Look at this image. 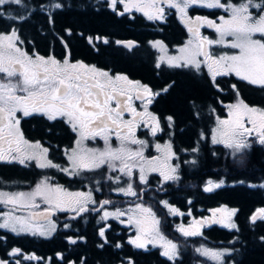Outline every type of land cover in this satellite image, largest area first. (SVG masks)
<instances>
[{
  "label": "snow or ice",
  "instance_id": "snow-or-ice-1",
  "mask_svg": "<svg viewBox=\"0 0 264 264\" xmlns=\"http://www.w3.org/2000/svg\"><path fill=\"white\" fill-rule=\"evenodd\" d=\"M7 4H14L19 8L23 5V0H0V9ZM121 4L123 11H118V15H124L135 9L143 12L149 20L165 18V8L162 5L177 10L181 21L188 26V31L194 40L187 41L179 49L181 55L167 57L170 66H194L199 70L201 65H205L216 87H219L216 83L217 76L234 74L250 85L264 88V0L259 2L239 0L238 3H234L233 0H110L108 7L116 11L117 6ZM191 6L223 9L226 15H221L218 18L219 22L201 16L190 18L188 9ZM52 7L59 9L62 4L56 3ZM253 10H257L255 14ZM5 17L13 23L8 26L7 31L0 32V161L9 163L18 161L23 165L27 160H35L39 168H58L70 176L107 165L111 171L117 170L118 167L121 173L129 177L132 176L133 169L138 168L141 183H147L146 168L148 171L158 172L161 183L179 179L177 172L180 165L170 163L176 156L170 142H165L163 146L156 145L157 151L163 155V161L160 163V157L147 159L144 156V148L148 145L146 141L135 137V130L141 125L149 128L152 136L162 131L160 118L148 110L149 105L161 94L160 92H153L148 85L138 80L132 81L127 75H112L109 71L99 70L96 66H88L80 61L73 63L68 57L60 61L54 56L44 57L38 54L30 56L17 46L20 36L15 23L25 21L27 17L20 12L13 15L6 10H0V20ZM201 25L213 28L217 38L201 36L199 32ZM226 37L231 39L226 40ZM107 42V40L104 41V43ZM116 43H126V46L131 48L134 42L116 41ZM212 45H223L237 51L231 55L225 53L217 56L210 50ZM154 46L164 51L161 42L156 41ZM164 59L165 57H160L161 61ZM157 67H160L159 63ZM232 87L236 89L235 85ZM162 91L167 92L168 88ZM236 95V102L226 105L228 118L217 117V126L212 129V143L224 144L225 147L233 150L234 156L242 155L243 150L251 146L250 137L255 136L256 142L264 145V108L250 106L240 98L238 90ZM133 99L142 101V111H138L133 105ZM18 113H22L24 117L38 114L49 121L63 119L70 126L72 132L77 135V139L76 147L66 150L69 167H61L49 160L48 149L41 148L39 141L30 143L25 139L20 129ZM125 113H129L132 118L125 120ZM167 120L171 128L173 117L168 116ZM113 133L120 142L119 147L116 148L109 143V137ZM97 137L104 140V149L82 147L85 139ZM129 145L138 147L133 150ZM192 151L196 152L198 149L193 148ZM107 179L112 180V177L109 176ZM120 179L121 177L117 176L115 181L119 182ZM222 184L223 181L216 183L209 180L204 190L211 192ZM261 186L264 187V185ZM115 191L127 196H137L131 182L126 188L117 187ZM37 197L47 205L42 211H35L41 206L36 202ZM90 203H96L91 191L70 192L61 185H52L48 182V178H44L29 192L0 191V204L11 206V210L0 212V218H2L0 229H8L13 233L27 232L50 237L57 228L51 219L54 212L67 209L79 216L90 210L87 207ZM100 203V210H103V206L111 204L112 201L104 200ZM161 203L168 207L170 213L180 214L179 210L168 202L161 201ZM135 208L151 218L150 226L145 227V221L137 219L135 221L137 234L129 240V243L137 248H144L146 244L153 242L149 237L164 240L159 233L160 221L151 208L144 207L142 203H137ZM18 210H29V215H15L14 212ZM91 210L97 211L95 208ZM236 211V209L221 207L213 209L212 213L213 217L220 213L222 218L219 222L224 223L228 228H235L236 225L232 223L231 217ZM123 215L125 213L120 209L115 212L103 211L101 219L107 220L110 216L119 218ZM258 218L264 220V208L256 209L250 217L252 221ZM128 222H133L132 217H129ZM204 222L194 221V225ZM64 227L68 228L70 225L65 224ZM178 230L186 237L199 234V230L194 226L185 228L181 225ZM99 235L105 236L104 227L100 228ZM261 239L264 240V237ZM69 240L71 243H76L71 238ZM116 246L120 247L119 244ZM163 246L162 255L169 259L177 255V245L172 241L164 240ZM196 252L215 261L216 264H225V257L231 249L217 250L201 246L196 249ZM20 253L21 249L13 248L8 255ZM25 259L38 258L33 255L26 256ZM0 264H9V262L0 259ZM16 264H20V261L17 260Z\"/></svg>",
  "mask_w": 264,
  "mask_h": 264
},
{
  "label": "trees",
  "instance_id": "trees-1",
  "mask_svg": "<svg viewBox=\"0 0 264 264\" xmlns=\"http://www.w3.org/2000/svg\"><path fill=\"white\" fill-rule=\"evenodd\" d=\"M236 1V0H233ZM83 4L76 5L81 7ZM192 12L205 14L209 17L219 16V12L205 8L191 7ZM67 26L71 32L62 33L58 26L57 33L63 35L71 42L73 54L78 55L86 62L98 65L100 59L115 67L125 65L132 68V76H138L145 83H150L155 90H160L157 96L159 112L170 114L174 119L171 133V144L174 151L181 159L179 179L176 182L188 185L182 190H164L161 187L160 175L156 172L147 174V183H141L138 170L136 177L132 174V184L137 196H132V207L142 203L144 207L151 208L156 218H175L169 216L161 200L166 197L177 200L181 209H186L184 198L188 195L194 197L191 207L195 212L204 214L207 209L226 207L236 209L231 217L235 218L237 230L217 229V241H222L232 251L226 255L232 264H264V220L251 222L249 218L258 208H264V145L256 142V137L249 138L252 143L243 154L233 155V150L224 144H213L209 138V129L214 121L213 109L216 115L224 113V107L235 103L238 90L242 98L250 106L264 108V88L250 85L234 76H218L216 83L218 88H209L204 75L189 76L192 71L189 67L156 66V51L149 41L161 38L169 46L180 41L181 29L174 24L155 29L151 23L136 15L132 19V30L124 28L120 21L102 18L94 12L86 14H70L66 17ZM63 22V23H66ZM168 28V29H167ZM100 33L108 36L109 44L105 47L103 56H99L98 45L90 44L87 36H96ZM132 38L136 44L132 47V53L122 46L114 44L115 40ZM54 47H59L56 42ZM102 49V48H101ZM120 64V65H119ZM169 84L168 91L163 92V87ZM232 85L236 86L234 90ZM153 109L155 104L153 103ZM35 118L26 122L35 123ZM33 126L28 128L32 132ZM203 133V138L201 134ZM196 148L198 151L193 152ZM187 153L193 155L195 163L187 164ZM207 179L222 180L223 185L206 192L204 184ZM195 182V183H194ZM106 198H114L110 195L111 189H105ZM111 196V197H109ZM174 196V197H173ZM96 198V197H95ZM197 208H201L200 212ZM89 218H92L89 215ZM6 238L0 239V253L4 255L13 248H19L23 252H30L38 259H22L23 264H46L57 260L54 252L62 244L57 240L61 231L56 232L50 238H39L35 235L5 233ZM86 244H82V253L73 251L63 254V262L72 261L82 264H116L123 257H129V247L118 249L105 246L99 250L95 246L94 234H87Z\"/></svg>",
  "mask_w": 264,
  "mask_h": 264
},
{
  "label": "flooded vegetation",
  "instance_id": "flooded-vegetation-1",
  "mask_svg": "<svg viewBox=\"0 0 264 264\" xmlns=\"http://www.w3.org/2000/svg\"><path fill=\"white\" fill-rule=\"evenodd\" d=\"M233 2L238 3L239 0ZM257 2H259V0H257ZM56 3L62 4V7L59 9L52 7ZM79 3L83 4L80 8L76 6ZM109 3L110 0H23V5L19 8L14 4H7L0 10H6L7 13H11L13 15H15L16 12H20L27 17L25 21H17L15 23L16 27L19 29L20 36V40L17 42V46L20 47L22 51L28 53V55L35 56L38 54L44 57L54 56L57 60L60 61H63L65 57H68L73 63L80 61L88 66H96L99 70L109 71L112 75L124 74L127 75L132 81L138 80L142 84L148 85L153 90V92L160 91L155 90L150 83L143 82L140 77L132 76V68L125 65L115 67L113 64H107L103 59H100V61L98 60V65L86 62L78 55L73 54L71 42L66 40L63 35L57 33L58 26L61 27L60 31L62 33L71 32L70 27L67 26L66 22V17L70 14L79 15L94 12L102 18L108 17L111 20L120 21L121 25L124 28L130 30H132V19H134L136 15H139L142 18L148 20L155 29L160 28V26H168V24L170 25V21H172L173 23L168 28H172L174 24H176L181 29L180 41L177 44L169 46L167 42L162 40L161 38L152 39L154 41L164 43L171 51H174L176 49V46L182 45L185 42L187 36L191 35V33H189L188 31V26L181 21L179 13L173 8L162 5L165 8V18L163 20H149L143 14V12L136 11L135 9H132L130 12H126L124 15H118V11H123V5H118L117 10L113 11L112 8L108 7ZM215 10L219 12V15L225 14L222 9ZM196 16L209 17L205 14H199L188 10V17L195 18ZM12 23L13 21L7 19V17H5V19L3 20H0V32L7 31L8 26ZM206 30H208V27L205 25H201L199 28L200 35L207 37ZM108 38L109 37L103 33H100V35L98 34L96 36H87L86 34L84 40L85 42L87 40L93 46H95L96 42H99L98 47H100L98 48V52L100 53L99 56L101 57L105 53V50L103 49H105V46L109 44V42L104 43L105 40H109ZM121 40L133 39L127 38ZM121 40H115L114 44L120 45L125 50L132 53V47L136 44V41L134 40V45L129 48L125 45L116 43V41ZM56 42L59 44L58 48L54 47ZM200 59L202 60L203 57H200ZM158 63L159 62H157L156 56V66ZM188 67L192 69V71L187 73L189 76L192 75L194 76V79L197 80L196 76L204 75L209 83L208 87L210 89L218 88L213 84L208 69L205 65H201V68L199 70H197L194 66ZM231 76L236 77L235 75ZM168 86L169 84L165 85L163 89L167 88ZM157 101L158 100L156 97L153 101L156 109H153L152 103L151 105H149L148 110L160 118L162 131L158 132L156 136H152L150 134V129L143 125L136 128L135 130V137L137 139L146 141L148 145L147 147H145L146 153L154 152L155 144H161L165 141H169L171 143L170 138L175 121L173 119V125L170 128L167 117L171 115L166 113L162 114L161 112H159L160 110L157 107ZM132 103L138 111L143 110L142 101L133 99ZM113 107H115V104H113ZM212 112L215 117V111ZM18 118H20V129L23 132L26 140H28L30 143L39 141L41 144V148L48 149L47 158L54 164L61 167L70 166L68 157L66 155V150H70L76 147L75 141L77 139V135L72 132L70 126L67 125L63 119L49 121L45 117L38 114L24 117L22 113H18ZM30 118H35L36 121L34 124L26 122V120ZM131 118L132 117L129 113L124 114L125 120H130ZM29 126H33L32 132L28 130ZM109 143L113 148L119 147L120 142L116 139L115 133H113L109 137ZM82 147L86 149L102 150L105 147V143L104 140L99 137H97L96 139L87 138L83 141ZM129 147L135 150L137 148V145H129ZM172 150L173 152H175L173 147ZM36 151L38 152L39 150ZM154 155L155 153L151 156ZM183 161H185L187 164H191V162L194 161L193 155L187 153L186 160ZM173 162L175 164L178 163L179 165H181L182 163L177 153L173 158ZM137 170V168L133 169L132 174H134V178L136 177ZM178 171H180V168L178 169ZM178 174L179 173L177 172V175ZM109 176L112 177V180L107 179ZM117 176L121 177L119 182L115 181V178ZM44 178H48V182L52 185H61L70 192L91 191L93 200L96 202L95 204L90 203L87 206L90 210L85 213H81L79 216H76L75 212L67 209L64 211H56L53 213L51 219L53 220V222H55L57 228L50 237H52L56 232L61 231V234L58 236L57 240H60L62 244L60 245V248H58L54 252V257L57 261L54 263L46 264H69V262H73L74 259L67 262L61 261L63 260V254L66 251L82 253V244L86 242V239L88 237L87 234H90V232L94 234V238L96 239L95 246L99 250H103L105 246L116 249L123 246L129 247V257H123V259L117 261L116 264H129V262H131V264H216L215 261L201 256L198 252H196V249L200 248L201 246L213 249L219 248L221 250L225 248L231 249L228 246H224L222 244V241H217L216 236L218 228L228 231L237 230V223L235 218H231L232 223L236 225L235 228L226 227L224 223L219 222V218H194V216L202 214L195 212L196 209H193L191 207L192 202H194L195 200L192 195H188L184 198V202L186 204V213H191L190 218H184V216L180 218L178 214L171 215L164 206L163 208L165 209L166 213L169 216L175 218H157L160 221V224L158 226L160 235L164 237V240H170L172 241V243L177 245V255L173 259H169L168 257L162 255V253L164 252V240H160L158 238L153 239V237H149V239H152L153 242L146 244L144 248H137L136 246L129 243V240L131 238H134L135 235L134 230L132 231V223L128 222L129 217H132V196H127L124 193L117 192L115 191V189L117 187L126 188L128 183H132V176H125L118 170V167L117 170L111 171L107 165H104L100 169H96L93 171H82L79 175L70 176L67 173L60 171L58 168H39L37 167L35 160H27L23 165H21L18 161H13L10 163L0 161V191H30L34 189L35 185ZM161 187H163L165 191L168 189L182 190L183 187H188V185L176 182L175 180L163 182L161 183ZM105 189H111V191L107 193L114 196L113 199L105 197ZM165 199H167L170 204L178 209L179 213H183L185 211V209L183 210L179 207L175 197L174 200L170 199V197H166L161 201H164ZM104 200H110L112 201V203L104 205L103 210H100V202ZM36 202L41 206L35 211H40L47 207V205L42 203L39 197H37ZM161 205L163 204L161 203ZM108 206L114 207L109 208ZM92 208L97 209V211H92ZM127 208L128 210L131 209L129 213L127 212L128 210L126 211ZM117 209H120L122 212L126 213L127 218H122V216L120 218L110 216L107 218V220L101 219V217L103 216V211H115ZM9 210H11L10 205L6 206L4 204H0V212H7ZM197 210L200 212L201 208H197ZM212 210L213 209H207L205 213ZM14 214L26 216L29 215V210H18L15 211ZM89 215H91L92 218H89ZM73 217H75V219H73ZM150 219L151 218H149L148 222H150ZM249 220L251 222H255L250 218ZM257 220L260 219L258 218ZM194 221L205 222L202 224L194 225ZM65 224L70 225V227L65 228ZM181 225H183L185 228L194 226L199 230V234L186 237L178 230L179 226ZM101 227L105 228L104 237H101L99 235V230ZM5 233H12L15 235H33L31 233H13L7 229H0V238H2L1 240H4L6 238ZM35 236H38L39 238H50L40 236L38 234ZM81 237H83V239H80ZM69 238L75 240L76 243H71ZM117 244H119L120 247H117ZM101 245H103V247H101ZM10 252L11 251H7L4 255H1L0 253V259L7 260L9 264H16L17 260L20 261L26 256H33L32 253L23 251H21L20 254L9 256L8 254ZM78 261L79 262H73V264H82L81 258H78ZM20 264L23 263L20 262ZM225 264H232V262L227 260V258L225 257Z\"/></svg>",
  "mask_w": 264,
  "mask_h": 264
},
{
  "label": "rangeland",
  "instance_id": "rangeland-1",
  "mask_svg": "<svg viewBox=\"0 0 264 264\" xmlns=\"http://www.w3.org/2000/svg\"><path fill=\"white\" fill-rule=\"evenodd\" d=\"M164 6H167V5H164ZM167 7H168V6H167ZM191 7H193V6H191ZM191 7H190V8H191ZM197 7H199V6H197ZM190 8H189L188 10H190ZM199 8H203V7H199ZM173 9H175V8H173ZM206 9H209V8H206ZM175 10H176V9H175ZM222 10H223V9H222ZM176 11H177V10H176ZM223 11H224V10H223ZM253 11H254V14H255V12H256L257 10H253ZM221 15H223V14H221ZM221 15H219V16H217V17H215V18H213V17H207V18L219 22V21H218V18H219ZM224 15H226V13H225ZM205 26H207V25H205ZM206 34H207V37H210V39H216V38H217V33L215 32V30H214L213 28H209V27H208V30H206ZM228 39H231V38L226 37V40H228ZM189 40H194L192 34L189 35V36H187L185 42H184L182 45H180V46H176V49H175L174 51H171L170 49H168L167 46H166L164 43H162V42H161V43H162L163 46H164V51H161V49H160L159 47L154 46V43L156 42V41H154V40H150V45H151L152 48H154L155 51H156V54H157V62H159L160 64H166V65H169L168 60H167V57H173V56H179V55H181L179 49H180L181 47H183V46L187 43V41H189ZM194 42H195V41H194ZM210 50H211L215 55H217V56H219V55H223V54H225V53L231 55V54H234V53L237 51V50H235V49H231L230 47H226V46H223V45H212V46L210 47ZM160 57H165V59H164L163 61H161V60H160ZM198 59H200V57H198ZM169 66H170V65H169ZM233 75H234V74H233ZM262 108H263V107H262ZM217 117H219L220 119H227V118H228V108L225 106V107H224V113L221 114V115H216V116L214 117V121H213L212 124H211V127H210L211 129H210V132H209V133H210L209 138H210V141H211V142H212V129L215 128V127L217 126V124H216V122H217ZM249 126H250V125H249ZM251 138H254V136L251 137ZM165 142H169V141H165ZM165 142L161 143L160 145L163 146V145L165 144ZM221 144H222V143H221ZM156 145H157V144H155V148H154L155 151L152 152V153H146L145 148H144V156H145L147 159H151V158H153V157H160V163H162V161H163V155H162L161 152L157 151V149H156ZM137 147H138V146H137ZM29 151H31V149H29ZM154 153H155V155H154V156H151V155H153ZM170 163H172L173 165H175V163L173 162V159H172V161H170ZM137 169H138V168H137ZM148 173H153V172L148 171L147 168H146V170H145V175L147 176ZM156 174H159V173L156 172ZM138 175H140V174H139V169H138ZM160 179H161V177H160ZM209 180H212L213 182H216V183H219L220 181H222V180L207 179L206 182H205V184H204V188L206 187L207 182H208ZM222 185H223V184H222ZM30 191H32V190H30ZM25 192H29V190H26ZM164 201L168 202L169 205L173 206L172 204L169 203V201H168L167 199H165ZM163 206H164L165 209L169 212L168 207H166L164 204H163ZM108 207H109V208H113L114 206H112V207L108 206ZM173 207H174V206H173ZM214 209H218V208H214ZM227 209H228V208H227ZM127 210H128V208L126 209V211H127ZM106 211H109V210H106ZM115 211H116V210H115ZM115 211H109V212H115ZM127 212L129 213V211H127ZM189 213H190V212L186 213V209H185V211H184L183 213H180V214H178V215H179L180 218H182L183 216H184V218H190L191 213H190V214H189ZM169 214L174 215V214H172V213H170V212H169ZM26 216H28V215H26ZM208 217H209V218H219L220 220H221V218H222L220 213H217V215H216L215 217H213V213H212V211H208L207 213H204V214H202V215H196V216H194V218H208ZM115 218H116V217H115ZM119 218H120V217H119ZM122 218H127V214L125 213V215H123ZM149 218H150V217H148L147 214H142V213H140L138 210H136L135 207H132V219H133V222H132V231L134 230V232H135L134 237H135L136 234H137V225H136L135 221H136L137 219H142V220L145 221V225H144V226H145V227H149V226H150V222H148ZM0 222H2V218H0ZM7 230H8V229H7ZM25 233H27V232H25ZM217 250H221V249L218 248ZM24 259H25V258H24Z\"/></svg>",
  "mask_w": 264,
  "mask_h": 264
},
{
  "label": "water",
  "instance_id": "water-1",
  "mask_svg": "<svg viewBox=\"0 0 264 264\" xmlns=\"http://www.w3.org/2000/svg\"><path fill=\"white\" fill-rule=\"evenodd\" d=\"M122 42H127V41H133L134 42V40H121ZM120 44H122V45H125L126 46V43H120ZM133 45H134V43H133ZM40 211H42V210H40Z\"/></svg>",
  "mask_w": 264,
  "mask_h": 264
}]
</instances>
